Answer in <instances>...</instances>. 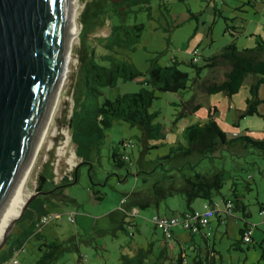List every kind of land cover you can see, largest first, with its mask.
Listing matches in <instances>:
<instances>
[{"label":"rangeland","instance_id":"1","mask_svg":"<svg viewBox=\"0 0 264 264\" xmlns=\"http://www.w3.org/2000/svg\"><path fill=\"white\" fill-rule=\"evenodd\" d=\"M73 12L79 31L70 38V65L26 182V199L37 192V180L44 167L53 171L48 169L45 176L53 180L54 174L59 184L79 165L78 178L66 187L63 196L58 195L56 205L47 203L48 212L58 215L48 225L39 228L29 217L16 221L0 251V264H15L12 254L17 264H36L43 242L61 245L62 252L54 264H76L79 256H85L89 264H121L123 255L134 256L150 243L156 250L163 236L151 218L158 211L162 215L186 212L184 195L175 192L159 201L158 210L151 201L150 209H141L140 215L132 219L136 224L132 222L131 228L122 221V199H131L132 194L134 198L149 199L154 197L155 185L174 182L179 187L185 177L196 172L218 171L226 173L227 182L222 195L215 194V200L232 196L236 182L238 194L251 214L247 222L255 228L253 241L247 244L240 235L245 224L242 210H236L235 216L225 222L214 219L205 230L211 233L208 241L216 250L217 264H264V217L260 214L264 207V152L253 146L222 145L205 157L199 152L182 155L176 150L185 143V129L208 122L210 114L228 140L240 136L264 139V102L258 107L259 114L241 116L257 80L254 76L247 77L240 92L233 96L208 94L202 88L207 79L222 81L229 70L224 63L209 69L207 58L220 55L232 43L243 50L264 40V0H74ZM196 48L200 61L195 66ZM108 55L134 65L146 77L153 64L172 65L177 59L178 68L189 75L188 87L178 93H157L151 108L156 113V139L145 142L138 127L115 122L102 131L83 163L76 155L78 143L72 137L83 139L82 125L93 114L88 112L90 104L96 106L105 98L115 99L144 87L141 79L120 81L114 88H105L102 97L95 96L91 65L109 64L105 59ZM259 98L264 100V84L259 87ZM195 104L198 108L191 112ZM122 141H131L134 147L124 150ZM115 151L128 154L129 164L116 167L112 159ZM50 189L51 183L44 186V190ZM204 203L198 199L193 209L201 211ZM70 213L76 215L75 223L69 221ZM194 238L205 248L200 235ZM237 243L241 249L236 248ZM187 253L191 254L190 250Z\"/></svg>","mask_w":264,"mask_h":264},{"label":"trees","instance_id":"2","mask_svg":"<svg viewBox=\"0 0 264 264\" xmlns=\"http://www.w3.org/2000/svg\"><path fill=\"white\" fill-rule=\"evenodd\" d=\"M195 50L198 49L196 48ZM197 56L200 61L199 50ZM263 56L264 40L257 42V46L250 49L246 48L239 50L234 43L225 46L220 55L207 58L206 67L214 69L221 63H224L228 65L229 70L225 72L222 81L217 82L216 80H205L202 84L203 90L208 94L223 92L229 96H233L240 92L247 77L252 75L257 80L250 88V97L247 99V109L241 116L245 117L259 114L258 107L262 102H264V100L259 98V87L261 84H264ZM195 57L196 56L194 55V58ZM194 58L193 63L196 66L199 61L195 62ZM105 59L109 62V64L97 65L92 63L91 65L93 70V72H91L93 73L94 81L96 82V86L93 88L95 96L102 97L104 95L103 90L105 88H114L120 81L131 82L141 79L144 87L138 92L124 94L115 99L105 98L100 103L98 102L96 106L90 104L91 108L88 112L93 111V114L88 115L82 125L83 131L80 133L83 136V139L76 140L75 136L72 137V141L78 143L76 155L82 159L83 163L86 162L91 148L93 147L92 145L96 144L103 135L102 131L111 127L115 122H126L132 127H138L142 132L145 142L156 139L154 137V131L157 129V125L155 123L156 113H152L151 108L154 101L158 98L157 93H178L188 87L189 75L178 68L177 59H175L174 64L172 65L160 66L158 64H153L151 69L147 72V77L140 73L134 65L128 62L116 60L112 57V55H108ZM199 70L201 71L200 68ZM88 83L90 86V82ZM72 120L73 116L70 119V126H72ZM184 137L185 143L176 148L177 151H181L182 155H190L193 152H199L205 157H208V154L213 153L222 145H234L241 147L253 146L264 152V139L258 140L251 136H240L232 140H228L226 134L221 130L212 114H210L208 122H198L188 126L184 131ZM127 143H130L131 147L126 146ZM121 145L124 150L134 147V144L131 141H122ZM126 155L129 156L128 154H122L115 151L112 154L114 165L116 167H124L128 165L131 158L129 157V159H126ZM78 166L71 173H69L68 176H64L59 184L54 181V174L53 180H49L45 176V172L48 169L49 172L53 171L50 167H44L43 172L39 174L37 180V191H42L43 194L39 195L30 203L21 219L29 217L34 222L36 214L42 215L48 213L47 203L49 201L52 204L57 203L52 200H55L58 195L63 196L65 194L66 187L77 181ZM226 182L227 176L224 171H218L213 174H202L196 172L192 176L185 177L182 185L179 187L176 186L174 182L168 186L155 185L154 195L157 198L156 201L159 202L173 196L175 192L182 193L188 210L178 215L194 212L195 209H193V204L198 199H202L204 202H210L212 204L215 202L221 203V205H225L227 201H232L233 208L231 211L219 214L214 219H219L220 222H225L229 218L235 216L236 210H242L245 224L240 229L241 240L243 243L250 244L253 241L255 226L253 227L249 222H247V218L251 214L248 212L247 206L243 203V200L238 194V189L235 187L237 183H233L234 187L232 188V196L223 195L221 201L215 200V194L222 195V190ZM48 183L52 184V189L46 191L44 190V186ZM146 202L149 203V201ZM150 206V203L149 205L146 204L143 209ZM261 212H264L263 206H261ZM155 215L168 216L160 214ZM155 215H153V217ZM129 216L130 215H126V217ZM171 216L177 215L174 214ZM151 220L150 222L152 223ZM129 225L131 228V222ZM175 228L172 232L171 239H167L161 230L158 228L156 229L162 233L165 241L172 242L175 238ZM205 229L206 228H201L198 233H192L191 231L186 230L192 235V238H194L195 235H200L205 241V248H203L202 245L197 244V242L193 240L192 248H190V253L192 254H188V250L183 249L177 256L171 257L168 255V250L164 247L158 255H155L153 252L154 243H150L147 249H139L134 256L123 255L121 264H217L216 250L208 241L211 233L207 232ZM250 231H252L250 241L246 242L245 235ZM207 233H210V235H207ZM131 235L134 236V233L132 232ZM236 248L241 249L239 243L236 244ZM39 250L41 252V256L36 264H54L62 252L61 245L56 242H43L39 245ZM11 257H13L12 260L15 259L13 254ZM81 257L82 256H79V259Z\"/></svg>","mask_w":264,"mask_h":264},{"label":"water","instance_id":"3","mask_svg":"<svg viewBox=\"0 0 264 264\" xmlns=\"http://www.w3.org/2000/svg\"><path fill=\"white\" fill-rule=\"evenodd\" d=\"M72 19L73 0H0V215L42 137L62 79ZM41 194L29 196L17 220Z\"/></svg>","mask_w":264,"mask_h":264},{"label":"built area","instance_id":"4","mask_svg":"<svg viewBox=\"0 0 264 264\" xmlns=\"http://www.w3.org/2000/svg\"><path fill=\"white\" fill-rule=\"evenodd\" d=\"M194 55L196 56L194 58L195 62L199 61L198 50L194 51ZM126 146L131 147L130 143H127ZM126 159H129V156L126 155ZM77 167V166H76ZM69 173H66L65 176H68ZM64 177V176H63ZM62 177V178H63ZM61 178V180H62ZM127 199L124 198L121 202L120 210L123 211L126 215L134 216L135 209L130 210L127 209ZM223 205V204H222ZM221 203L215 202L214 204L210 202H205L203 205V209L201 211H194L192 213H185L182 215L177 216H158L155 215L152 218V223L156 228L162 231V233L165 235L167 239L172 238V232L175 227H178L179 225L183 227L185 230L191 231L192 233H198L201 228H207L210 224V222L217 217L219 214H223L224 212H230L233 208L232 201H227L225 205L222 206ZM262 216H264V212L260 213ZM58 215H53L52 213H46L39 215L37 218V221L35 223V226L42 228L46 225H48L52 219L57 218ZM76 215L74 213L69 214V221L72 223H75ZM252 234V231L246 233L245 235V241H250V236ZM207 235H210V233H207ZM13 262L15 264L18 263L17 259H14ZM76 264H88V260L85 256H82Z\"/></svg>","mask_w":264,"mask_h":264},{"label":"bare ground","instance_id":"5","mask_svg":"<svg viewBox=\"0 0 264 264\" xmlns=\"http://www.w3.org/2000/svg\"><path fill=\"white\" fill-rule=\"evenodd\" d=\"M73 7H74V0H73ZM75 12H73V19H72V32H71V35L72 33L74 32H78V26L76 24V20H75ZM70 47H72V41L70 40V43H69V48H68V53H67V57H66V62L68 60V58H70L68 56V54L70 53ZM70 60H68V62L66 63L65 62V66H64V71H63V74H62V79H61V82H60V85H59V88H58V91H57V94H56V97L54 99V102H53V105H52V108H51V111H50V114H49V117H48V120H47V123H46V126L44 128V131H43V134H42V137L36 147V150L31 158V160L29 161L28 163V166L25 170V172L22 174L21 178L18 180L17 184L15 185V187L13 188L10 196H9V199L7 201V204L4 208V210L2 211L1 215H0V244L2 243L4 237L6 236L7 232L9 231L12 223L14 221H16L20 215H21V212L25 206V203L27 201L26 197H27V193L25 192V186H26V182L30 176V171H31V167H32V164L34 163V160L36 159V155H37V152H38V149L41 145V142L44 138V134L46 131V128L48 126V123L50 122L51 120V116H52V113H53V110L54 108L57 106V103H58V99H59V95H60V91L62 89V84H63V81L65 79V76L67 73H65L66 69H68V66L70 65ZM67 64V65H66Z\"/></svg>","mask_w":264,"mask_h":264},{"label":"crops","instance_id":"6","mask_svg":"<svg viewBox=\"0 0 264 264\" xmlns=\"http://www.w3.org/2000/svg\"><path fill=\"white\" fill-rule=\"evenodd\" d=\"M197 107H198V105L197 104H195L192 108H191V112H195L196 111V109H197ZM146 150L147 149H145L144 150V152H146ZM134 195L135 194H132V197H131V199H128L127 197H124V198H126L127 199V204H126V206H127V208L128 209H130V210H133V209H135V214H134V216H129V217H126V214L123 212V211H121L120 210V212L122 213V221H123V223H126V222H128V223H130L131 222V224H132V222H135V221H133L132 219H135V218H137L139 215H140V210L142 209L143 210V207L146 205V204H148L149 205V203L151 204V201H154V203L157 205V210L159 209V207H160V204H158V202L156 201L157 200V198H156V196L154 195V197H151V198H146L145 200H143L142 198L141 199H139V198H137V197H135L134 198ZM123 198V199H124ZM53 202H58L59 201V199H58V197H56L55 198V200L53 199L52 200ZM146 201H149V203H147ZM151 208V206L150 207H148V208H144V210L145 209H150ZM49 213V212H48ZM156 214H160V212L158 211ZM155 215V214H154ZM160 215H162V214H160ZM165 215H168V214H165ZM172 215H174V214H172ZM168 216H171V215H168ZM39 216H37V217H35V219H34V224L36 223V221H37V218H38ZM219 222H220V220L219 219H217ZM135 224H136V222H135ZM129 227H130V225H129ZM186 232V233H185ZM174 233H175V238H174V240L172 241V242H169V241H165L164 240V237H162V241H160V244H158V247H157V249L156 250H153V252L155 253V255H158V253L162 250V249H164V247L168 250V255H170L171 257H175V256H177L178 255V253L181 251V250H183V249H185V250H190V248H192V242H193V240L195 241V238H192V235L190 234V236H191V238H189L188 237V235H187V231L185 230V229H183L182 227H177V228H175V231H174ZM254 235V234H253ZM163 236V235H162ZM196 242V241H195ZM155 245V244H154ZM155 246H153V248H154ZM192 254V253H191Z\"/></svg>","mask_w":264,"mask_h":264}]
</instances>
